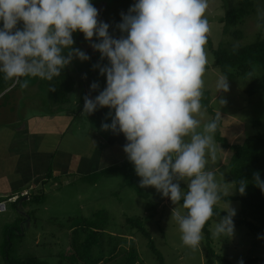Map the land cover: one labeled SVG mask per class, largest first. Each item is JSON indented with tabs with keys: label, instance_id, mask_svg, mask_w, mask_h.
<instances>
[{
	"label": "clouds",
	"instance_id": "9594fccd",
	"mask_svg": "<svg viewBox=\"0 0 264 264\" xmlns=\"http://www.w3.org/2000/svg\"><path fill=\"white\" fill-rule=\"evenodd\" d=\"M207 7L208 0H135L117 26L126 35L116 39L107 23L98 22L91 0H0V74L11 81L0 95L17 84L26 87L25 77L52 81L73 58L87 61L89 56L73 47V33H83L87 41L95 36L91 47L107 58L108 66L93 67L106 76V87L94 99L84 97L83 112L107 107L111 123H102L101 129L124 135L128 143L123 151L141 177V187H154L173 204L182 201L186 214L173 211L172 218L182 244L191 249L200 246L221 195L233 192H223L215 173L206 168L208 159L216 160L220 113L198 131L208 63ZM227 81L218 78L217 92L228 91ZM90 88L96 90L98 84ZM253 179L264 193L259 173ZM247 183L239 181L234 190L245 194ZM224 211L214 237L234 233L235 209L228 204Z\"/></svg>",
	"mask_w": 264,
	"mask_h": 264
},
{
	"label": "rangeland",
	"instance_id": "374dc122",
	"mask_svg": "<svg viewBox=\"0 0 264 264\" xmlns=\"http://www.w3.org/2000/svg\"><path fill=\"white\" fill-rule=\"evenodd\" d=\"M221 2L222 0H208V7L205 11L210 29L208 37L213 46L228 40L230 37L222 33L221 25L217 21ZM227 2L230 4L235 1L227 0ZM91 3L98 10V22L103 21L109 25L110 36L119 39L122 35H126L121 33L117 26L122 22L121 13L127 14L135 0H91ZM258 27L255 16H249L241 26L243 30L241 42L252 41ZM73 40V47L84 51L89 59L80 61L73 58L71 63L66 66L72 85L65 99L66 109L61 113L59 112L64 117L61 119L63 122L60 126L61 137L62 139H70L72 135L81 138L86 134L87 138L89 134H96L104 140L108 139L112 131L102 130L101 124L111 123V116L108 115L110 110L103 107L91 114L83 112L84 97L88 96L90 99H94L106 87V76L100 74L99 67L108 66V60L106 57L101 59L100 53L91 47V43L97 42L95 36L91 41H87L83 33L77 31L73 33ZM204 48L208 60L203 76V91L205 95L208 94V97L204 100L207 101V106L212 111L217 114L220 113L219 128L221 135L231 143L240 142L247 135L261 129V127L253 126L252 121L264 119V101L260 94L246 95L239 79L227 81V92L222 90L217 92L216 83L222 75L217 68L211 67L212 55L208 48V41ZM94 65H99V67L94 68ZM93 82L98 84L96 90L90 88ZM46 87L47 89H54V94L57 92L56 88L50 87V82H47ZM14 95L15 97L11 94V97H14L15 106L9 108L10 114L2 111L8 103L0 102L1 128L7 124L4 120H7L11 127L20 128L23 120L29 121L35 115L49 112L48 108H50L51 102L45 101V99L46 96L52 94L36 84L27 85L23 88L19 85L14 91ZM220 100H223L224 103L221 104ZM111 111L114 115V110ZM202 111L204 115L202 118L198 117L201 119V128L198 131L202 130L203 125L211 120V115L203 105ZM214 142L218 146L216 160L208 159L206 168L215 173L216 182L223 192L232 190L233 192L228 195L231 197L230 199H220L213 209L225 210L229 204V207L235 209L237 214L240 209V202L232 198L237 191L234 190L233 181L228 179L229 150L219 147L215 139ZM63 145L62 142L61 146ZM53 146L54 143H49L46 146L47 153L54 149ZM72 147L83 150L78 143H73ZM60 152L61 150L55 154V157L59 158ZM97 153L99 152L97 151ZM62 155L65 154L62 153ZM43 157H47V154L44 153ZM93 157L99 158L101 166L102 164L108 166L107 157L95 153ZM127 162L130 173L135 171L133 163L128 159ZM115 163L110 162L109 165ZM112 170L114 172L111 171L109 175L95 171L89 174L69 171L67 174L58 175L51 172L52 175L47 180L40 182L35 188L30 187L31 189L28 190V195L36 194L39 196L43 193L40 200L23 199L24 196H22L19 198V200H23L20 204L13 202L11 199L12 192L6 191L4 193L0 190V202L5 204L4 210L0 211V252L10 239V253L18 259L33 255L46 261L47 264H69L61 261L63 253L69 250V229L78 225L81 226L84 219L99 220L98 212L101 211V218L107 220L104 229L105 234L133 239L138 256L144 264H159L147 245V239L140 232L131 230L125 222L127 217L148 214L150 211H147L145 206L148 201H151L157 210L146 223V229L162 256L163 264H205L206 244L203 233L200 246L196 249L188 248L182 244L179 226L172 218L173 211L186 214L187 210L182 208V201L177 205L173 204L169 198L163 197L154 187H141V177L135 172L133 177L136 179V184L144 193L143 195H147V198L142 195L139 196L135 189L126 186L123 179L124 175H120L117 168ZM8 172L6 164L0 162V178L7 176L8 179L7 181H1L5 178L0 179V184L4 190L9 187V181L12 179L9 180ZM29 185L26 183L22 187ZM180 187L186 190L187 185L181 181ZM219 219L218 217L211 219L208 225L212 241L211 246L216 254L225 257L232 264H238L240 260L247 258L264 259L263 233L251 232L244 226L234 225L232 236L214 237L212 233ZM7 228L11 229V231L8 230L11 234L10 238L6 236ZM0 264H4L2 260H0ZM213 264L223 263L214 259ZM249 264L261 263L257 260Z\"/></svg>",
	"mask_w": 264,
	"mask_h": 264
},
{
	"label": "trees",
	"instance_id": "16d2710c",
	"mask_svg": "<svg viewBox=\"0 0 264 264\" xmlns=\"http://www.w3.org/2000/svg\"><path fill=\"white\" fill-rule=\"evenodd\" d=\"M234 1V3L229 4L227 0H222L219 7L220 14L217 16L222 33L230 36L229 39L213 46L209 37H207L208 48L212 55L211 67L217 68L221 75L228 80L239 79L246 95L260 94L264 101V15H262L264 14V0ZM252 15L255 16L259 27L254 33L252 41L242 43L243 30L241 26ZM18 27H23L22 22L18 24ZM22 79L28 81L27 85L36 84L52 94L51 96H46L47 98L45 99V101L51 102V106L48 108L49 112L46 113H57L66 109L65 99L72 85V80L67 73V67L62 70L59 77H54L52 81L33 77ZM47 82H50V87L56 88L57 92L55 94L53 92L54 89H47ZM10 84L11 81H5L3 74H0V92H3ZM19 85L17 84L10 91L0 95V101L6 102ZM207 97L208 94L205 95L203 91L201 104L211 115L212 120L217 116V113L207 106L208 103L204 100ZM219 124L220 118L217 121L218 126L214 139L221 148L229 150L227 161L228 179L233 181L235 187L241 180L248 182L245 194L241 195L237 191L232 196V198L240 202V209L233 217V223L234 225L244 226L251 232H261L264 234V193L255 185L253 179L254 174L259 173L261 181H264V119H254L252 125L258 128L261 127V129L251 135H247L242 141L234 143L229 142L221 135ZM128 165L126 157L118 163L102 167L95 172L109 175L111 171L114 172L112 169L117 168L119 174L124 175L123 179L126 186L135 189L139 196L142 195L147 198V195H143L144 193L140 191L136 184V179L133 177L135 171L130 173ZM50 175L52 173L49 168L44 181ZM42 195L36 196V194H31L28 195V198L29 200H40ZM19 198H16L13 202L18 203ZM230 198L229 196L221 195V199ZM145 207L147 211H150L148 214L145 216L127 217L125 222L131 230L140 232L147 239V245L154 258L159 264H163L162 256L146 229V223L153 217V213L156 212L157 207L151 201H148ZM98 213L99 220L84 219L81 222V226L78 225L69 229V250L63 253L61 261L68 262L69 264H144L138 256L133 239L104 233L107 220L101 218V211ZM213 213L211 219L227 215L224 210L213 209ZM210 220L206 222L202 230L206 244L205 264H213L214 259H218L223 264H232L228 259L214 252L208 230ZM9 229L7 228L6 231L8 238L11 236L10 232H8ZM8 240L0 252V260L4 264H47L46 261L33 255L22 259L12 256L10 253V239ZM257 260L261 264H264L263 258H247L243 260V264H249Z\"/></svg>",
	"mask_w": 264,
	"mask_h": 264
},
{
	"label": "crops",
	"instance_id": "0c3cea01",
	"mask_svg": "<svg viewBox=\"0 0 264 264\" xmlns=\"http://www.w3.org/2000/svg\"><path fill=\"white\" fill-rule=\"evenodd\" d=\"M12 94L15 97L14 92ZM14 97L10 95L6 102L0 101L8 103L7 107L2 109L5 111L4 113L10 114L9 108L15 106ZM60 113H40L29 121L23 120L20 128H13L7 120H4L8 125L0 127V151L2 154L0 162L6 164V168L9 170V180L12 178L9 181V187L4 190L0 184V190L4 193L12 192V200L22 196L27 199L28 190L37 187L40 182L44 181L49 168L54 175L67 174L69 171L89 174L105 167L103 164L101 166L99 158L93 157L94 153L107 157L108 166L110 162L118 163L127 157L123 146L128 141L122 133L112 132L105 140L96 134H89L87 138L84 134L81 138L71 135L70 139H62L60 126L63 123L61 119L64 117ZM62 142L63 146H61ZM49 143H54V149L47 153L46 146ZM73 143H78L83 150L74 149ZM60 150V157H55V154ZM44 153L47 154V157H43ZM62 153L65 155L61 156ZM96 164L97 166H95ZM4 180H8L7 176L1 181ZM26 183L30 185L22 187ZM18 190L20 191L17 193ZM21 201L23 200H19L18 203L20 204Z\"/></svg>",
	"mask_w": 264,
	"mask_h": 264
},
{
	"label": "built area",
	"instance_id": "2783aa9c",
	"mask_svg": "<svg viewBox=\"0 0 264 264\" xmlns=\"http://www.w3.org/2000/svg\"><path fill=\"white\" fill-rule=\"evenodd\" d=\"M4 208H5L4 202H0V211L4 210Z\"/></svg>",
	"mask_w": 264,
	"mask_h": 264
},
{
	"label": "water",
	"instance_id": "95a60500",
	"mask_svg": "<svg viewBox=\"0 0 264 264\" xmlns=\"http://www.w3.org/2000/svg\"><path fill=\"white\" fill-rule=\"evenodd\" d=\"M23 199H25V198H23Z\"/></svg>",
	"mask_w": 264,
	"mask_h": 264
}]
</instances>
